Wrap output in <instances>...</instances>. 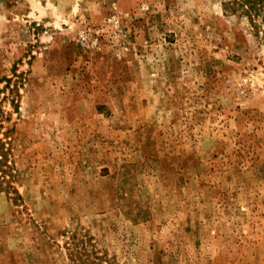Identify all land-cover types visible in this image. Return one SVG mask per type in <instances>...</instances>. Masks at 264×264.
I'll return each mask as SVG.
<instances>
[{
    "label": "rangeland",
    "instance_id": "374dc122",
    "mask_svg": "<svg viewBox=\"0 0 264 264\" xmlns=\"http://www.w3.org/2000/svg\"><path fill=\"white\" fill-rule=\"evenodd\" d=\"M233 1L0 0V264H71L74 235L111 264H264V12Z\"/></svg>",
    "mask_w": 264,
    "mask_h": 264
},
{
    "label": "trees",
    "instance_id": "16d2710c",
    "mask_svg": "<svg viewBox=\"0 0 264 264\" xmlns=\"http://www.w3.org/2000/svg\"><path fill=\"white\" fill-rule=\"evenodd\" d=\"M230 6L234 11L243 9L252 19L264 12V0H235ZM7 81L10 83L11 78H8ZM9 121L10 114L0 107V191L7 193L12 199L18 200L21 195L15 186L18 169L14 157L13 129L6 126V122ZM72 239L71 264H111L105 255H101L97 251L91 238L85 236L81 239L78 235H74Z\"/></svg>",
    "mask_w": 264,
    "mask_h": 264
}]
</instances>
